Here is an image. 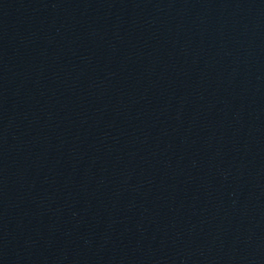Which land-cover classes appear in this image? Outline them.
<instances>
[{"label":"water","instance_id":"1","mask_svg":"<svg viewBox=\"0 0 264 264\" xmlns=\"http://www.w3.org/2000/svg\"><path fill=\"white\" fill-rule=\"evenodd\" d=\"M0 264H264V0H0Z\"/></svg>","mask_w":264,"mask_h":264}]
</instances>
